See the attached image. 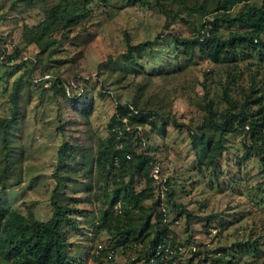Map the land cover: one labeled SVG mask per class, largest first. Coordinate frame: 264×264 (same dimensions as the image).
I'll return each mask as SVG.
<instances>
[{"label": "rangeland", "instance_id": "obj_1", "mask_svg": "<svg viewBox=\"0 0 264 264\" xmlns=\"http://www.w3.org/2000/svg\"><path fill=\"white\" fill-rule=\"evenodd\" d=\"M55 1L0 0V58L5 61L0 64V117L15 116L6 130L8 150L0 131V213L45 221L56 187V197L76 222L77 229L62 226L69 232L68 250L75 264H148L144 255L159 217L157 229L165 226L171 245L180 247L167 252L159 264H264L263 166L257 149L242 157L244 131L237 126L243 101L264 90V53L245 46L214 63L206 49L184 48L183 39L195 36L216 0H174L165 5L168 13L155 0L147 6L93 0L67 37L62 38V29L53 31L56 41L39 53L43 41H30L29 29L40 25ZM247 2L264 5V0ZM194 4L209 12L199 16L186 7ZM234 29L238 27L221 24L218 35ZM124 35L131 43L157 39L125 58ZM34 54L40 58L35 68L11 63ZM5 55H12L10 61ZM40 72L57 74L62 84L53 90L49 81L42 86L33 78ZM75 96L79 98H69ZM115 101L153 112L142 122V143L135 147L136 153L146 155L145 162L123 172L122 182L117 176L121 170L104 161L102 153ZM206 103L215 123L227 110L216 151L211 147L219 129L208 121ZM198 127L204 141L193 144L189 132ZM63 142L70 147L60 161L57 148ZM211 152L217 156L214 167L205 164ZM154 165L165 179L163 197L149 178ZM125 185L133 193L144 188L149 196L132 207L121 197ZM115 188L122 200L119 208L108 205ZM123 209L135 226L128 229L127 241L116 231ZM97 244L114 247L115 254L96 255ZM0 264H11L1 251Z\"/></svg>", "mask_w": 264, "mask_h": 264}, {"label": "trees", "instance_id": "obj_2", "mask_svg": "<svg viewBox=\"0 0 264 264\" xmlns=\"http://www.w3.org/2000/svg\"><path fill=\"white\" fill-rule=\"evenodd\" d=\"M16 1L18 0H13V3ZM22 1H26L30 4L33 0ZM92 1L93 0H56L53 2L46 10L45 18L40 25L35 29H29V31L32 32L30 41L38 45L43 41L39 46V53L46 50L47 47L51 46V44L56 41L55 37L52 36L53 31L62 29L64 30V33H61L62 38L67 37L68 29L75 25L78 18L88 11V5ZM127 1L130 4H137L139 6H147L150 3V0ZM173 1L174 0H155L158 7L164 13H168L167 10H169L165 9L167 2ZM241 2H243V5L239 10L234 12L230 10L234 5ZM175 3L180 4L183 3V1L175 0ZM186 7L191 11H197L199 16L209 12L201 4L186 5ZM212 12V15L208 19H204L200 22L194 37L183 39L182 42H184V48H186L187 51L194 47L206 49L208 59L214 63H218L223 56L228 55L230 51L240 47L246 46L264 53V5L248 3L247 0H216ZM221 24L230 26L236 25L238 29L230 30L226 36L220 37L218 31ZM169 34L170 33H168V35ZM170 36H172L176 42L180 41V38H178L176 34L171 33ZM124 38L126 42V51L123 53V57L127 58L133 52H137L139 48L153 44L157 36L155 39L136 43H131L127 35H124ZM5 56L7 61H10L12 58V55ZM37 56L38 55L35 54L30 55L28 58L21 59L19 63H11L13 65H22L26 63L30 65V67L35 68L36 65L40 63V58ZM1 59L2 58H0V64L5 62L1 61ZM46 73H51V75ZM52 74L54 77H52ZM48 75H50V77ZM33 78L38 79L39 84L45 87L47 86L45 82L49 81L52 90L58 84H62L61 78L53 72H40ZM263 97L264 90L261 91L258 97L254 95L253 98H250L249 96L243 101L237 112V126L244 131L243 145L245 150L242 157L244 159L247 158L252 150L257 149L260 152L259 162L263 166L261 172L264 176V109H262L264 101L261 102L260 100ZM69 98L78 99L79 96ZM222 98L228 105V108L233 106L230 97L226 93H223ZM249 105H254L255 108L246 111L245 109ZM205 107L208 121L214 123L219 129V138L211 147L212 150L216 151L219 149L218 146H220L222 134L225 132L224 122L227 110L220 114L221 120L219 123H215L214 113L210 104L206 103ZM149 115L152 116L153 112L139 108L130 101H115V110L107 125L108 137L105 140L106 144L103 148L104 152L102 153L104 154V161L108 159L111 167L121 170L117 173L120 182L123 181V172L131 173L134 168L143 165L145 162L143 158L146 157V155L141 156L139 153H136L135 147L142 143L141 125ZM14 117V112L8 117H0V131L2 132L1 141L5 150H8L6 138L7 126L14 120ZM123 119H125V122H123ZM244 119L246 121H243ZM126 126H128V129H125ZM189 134L193 144L203 143L205 134L202 132L201 127L197 128V132H189ZM69 147V144L65 142L58 146L57 157L60 161H63ZM216 157V152H211L205 164L214 167ZM96 158L100 160V151ZM150 161L152 160H149V163ZM149 178L152 185L157 189L159 183L153 179L151 172ZM3 188L4 186H1V190H3ZM124 189L125 191L121 197L128 198L132 203V207H139L141 199L149 196L144 188L135 193H133L131 188L129 189L127 185L124 186ZM55 190L56 187L53 188L50 196V205L52 207L51 215L45 221L34 219L28 221L23 215L17 213H11V217H6V211L0 213V251L11 259V264H75L70 256V250H68L71 248V244L68 241L69 232L65 231V227L77 229L76 222L75 219L71 217L69 213L70 209L67 205L56 197ZM165 195L167 199L170 196L168 194ZM117 202H119L121 206L122 200L118 196V188H115L112 192V196L108 200V205L112 206ZM120 217V223L116 226V231L120 236L123 235V239L127 241L129 237L128 229L135 226L131 224L132 220L128 210L123 209ZM158 222H161V217L154 223L156 229L148 243V250L144 255L148 264H159L160 260L167 252H178V245H171L172 243L168 236L167 228L164 226L160 228V231L157 229ZM62 226L65 227L62 228ZM159 244L161 245L160 248H158ZM172 246L173 249H171ZM110 248L112 251L111 254L108 255L109 258L112 257L111 255L115 254L114 247ZM104 249L106 250V248ZM104 249L99 253L102 251L104 252ZM157 251L159 252L158 254L156 253ZM82 263L83 262L78 261V264Z\"/></svg>", "mask_w": 264, "mask_h": 264}, {"label": "built area", "instance_id": "obj_3", "mask_svg": "<svg viewBox=\"0 0 264 264\" xmlns=\"http://www.w3.org/2000/svg\"><path fill=\"white\" fill-rule=\"evenodd\" d=\"M123 122H125V119H123ZM125 129H128V126H126ZM151 176L153 177V179L156 182L159 183L158 188H157L158 189L157 191L160 194V196H163V192H164L163 189L165 190V186H164L165 179L160 175L157 165H154L153 168L151 169ZM114 206H116V207L119 208L120 207V203L117 202V203H115ZM160 246L161 245L159 244L158 248H160ZM104 248H106V250ZM179 248L180 247H178V249ZM103 249L105 250L104 252L106 254H108V255L111 254V251L112 250H111L110 246H106V245H102V244H97L96 245V248L94 250V253L95 254H98ZM156 253L158 254L159 252L157 251Z\"/></svg>", "mask_w": 264, "mask_h": 264}]
</instances>
